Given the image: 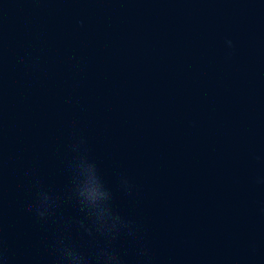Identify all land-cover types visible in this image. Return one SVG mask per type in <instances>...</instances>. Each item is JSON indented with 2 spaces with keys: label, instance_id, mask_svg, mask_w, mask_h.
I'll list each match as a JSON object with an SVG mask.
<instances>
[{
  "label": "water",
  "instance_id": "water-1",
  "mask_svg": "<svg viewBox=\"0 0 264 264\" xmlns=\"http://www.w3.org/2000/svg\"><path fill=\"white\" fill-rule=\"evenodd\" d=\"M0 264H264V0H0Z\"/></svg>",
  "mask_w": 264,
  "mask_h": 264
}]
</instances>
